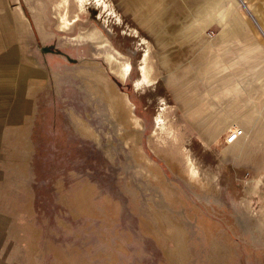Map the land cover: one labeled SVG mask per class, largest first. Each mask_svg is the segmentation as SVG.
Masks as SVG:
<instances>
[{
  "label": "rangeland",
  "instance_id": "obj_1",
  "mask_svg": "<svg viewBox=\"0 0 264 264\" xmlns=\"http://www.w3.org/2000/svg\"><path fill=\"white\" fill-rule=\"evenodd\" d=\"M30 1L52 60L0 166V264H255L214 145L264 105V0L258 27L238 0Z\"/></svg>",
  "mask_w": 264,
  "mask_h": 264
},
{
  "label": "crops",
  "instance_id": "obj_2",
  "mask_svg": "<svg viewBox=\"0 0 264 264\" xmlns=\"http://www.w3.org/2000/svg\"><path fill=\"white\" fill-rule=\"evenodd\" d=\"M32 12L35 8L30 0H0V166L3 156L17 162L27 156V142L31 141L37 115L35 86L41 84L43 66L52 60L47 57L50 52L43 56L42 28ZM240 117L235 121L244 135L224 149L219 142L214 147L224 153L226 170L231 173L226 205L241 216V234L250 238L254 263L264 264V105L248 100L241 107ZM199 130L200 138L207 139ZM217 135V141H222L220 129ZM235 180L239 187L233 185Z\"/></svg>",
  "mask_w": 264,
  "mask_h": 264
},
{
  "label": "built area",
  "instance_id": "obj_3",
  "mask_svg": "<svg viewBox=\"0 0 264 264\" xmlns=\"http://www.w3.org/2000/svg\"><path fill=\"white\" fill-rule=\"evenodd\" d=\"M243 134V131L239 128H233L228 131L225 141L226 144H233L235 143Z\"/></svg>",
  "mask_w": 264,
  "mask_h": 264
},
{
  "label": "bare ground",
  "instance_id": "obj_4",
  "mask_svg": "<svg viewBox=\"0 0 264 264\" xmlns=\"http://www.w3.org/2000/svg\"><path fill=\"white\" fill-rule=\"evenodd\" d=\"M65 16H63L62 17V19H61V23H63L64 25H68L67 23H66V18H64ZM261 31V30H260ZM262 33V32H261ZM123 67H125L124 68V70H123V72H122V76L124 77V75H126V74H128L127 72L129 71V66L128 65H126V66H123ZM141 69H142V79H140V81L137 83V85L138 84H142V83H144L147 79V77H146V74H145V69L143 68V66L141 67ZM121 76V75H120ZM124 80V79H123ZM192 165V163H190V166Z\"/></svg>",
  "mask_w": 264,
  "mask_h": 264
},
{
  "label": "water",
  "instance_id": "obj_5",
  "mask_svg": "<svg viewBox=\"0 0 264 264\" xmlns=\"http://www.w3.org/2000/svg\"><path fill=\"white\" fill-rule=\"evenodd\" d=\"M240 2V4L243 6V8L245 9V11L247 12V14L251 17V19L253 20V22L255 23L256 21L253 19L252 15L250 14L249 10L247 9V7L245 6L244 2L242 0H238ZM256 26L258 27L257 23H255ZM260 30V29H259Z\"/></svg>",
  "mask_w": 264,
  "mask_h": 264
}]
</instances>
